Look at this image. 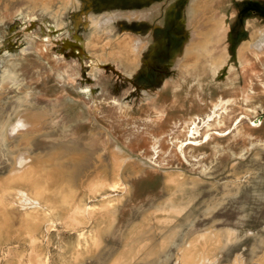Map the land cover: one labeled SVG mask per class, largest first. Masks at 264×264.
Returning <instances> with one entry per match:
<instances>
[{
    "label": "rangeland",
    "instance_id": "rangeland-1",
    "mask_svg": "<svg viewBox=\"0 0 264 264\" xmlns=\"http://www.w3.org/2000/svg\"><path fill=\"white\" fill-rule=\"evenodd\" d=\"M0 264H264V0H0Z\"/></svg>",
    "mask_w": 264,
    "mask_h": 264
},
{
    "label": "bare ground",
    "instance_id": "bare-ground-1",
    "mask_svg": "<svg viewBox=\"0 0 264 264\" xmlns=\"http://www.w3.org/2000/svg\"><path fill=\"white\" fill-rule=\"evenodd\" d=\"M132 12V11H131ZM131 14V13H130ZM138 15H140V14H138ZM132 16H137L135 13H132ZM141 17H145V16H143V15H140ZM139 18V17H138ZM191 42H196L197 40H198V37H197V33L196 32H194V31H192L191 32ZM125 41L124 42H119V44H122V46L119 48V50L118 51H115L116 52V54H121L123 51H125V50H127V49H129V51H131V52H136V51H138L140 48H142V46L144 45L139 39H137V37L135 38H125L124 39ZM80 41V40H79ZM76 45V44H75ZM261 45V44H260ZM80 46V45H79ZM81 46L82 47H84L85 45H82L81 44ZM80 46V47H81ZM257 46V45H256ZM65 47V46H64ZM77 49V48H76ZM82 49V48H81ZM79 53H80V51H79ZM133 58H135V57H132V59ZM131 59V60H132ZM187 60V59H186ZM190 60V59H189ZM192 60V59H191ZM190 60V61H191ZM177 61H178V59H177ZM23 119V118H22ZM24 121V120H23ZM15 127H17L18 129H22L24 126L21 124V121L19 120L18 121V123H17V125L15 126ZM38 127V126H37ZM33 128V127H32ZM33 129H35V128H33ZM11 132H14V128H12L11 129ZM111 148V147H110ZM20 161V160H19ZM21 163V162H20ZM22 164V163H21ZM115 164V163H114ZM18 165H19V163H18ZM115 167H116V165H114ZM135 166V165H134ZM137 168V167H136ZM99 184V183H98ZM108 185V184H107ZM110 185V184H109Z\"/></svg>",
    "mask_w": 264,
    "mask_h": 264
},
{
    "label": "flooded vegetation",
    "instance_id": "flooded-vegetation-1",
    "mask_svg": "<svg viewBox=\"0 0 264 264\" xmlns=\"http://www.w3.org/2000/svg\"><path fill=\"white\" fill-rule=\"evenodd\" d=\"M257 7V10H259L258 12V15L260 16V17H262V15H261V10L258 8V6H256ZM170 39L172 40V41H170V43L172 44V43H175V42H173V41H176L177 40V36L176 35H170Z\"/></svg>",
    "mask_w": 264,
    "mask_h": 264
}]
</instances>
